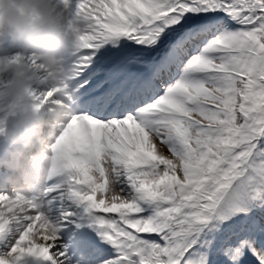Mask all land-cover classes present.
<instances>
[{
  "label": "snow or ice",
  "instance_id": "obj_1",
  "mask_svg": "<svg viewBox=\"0 0 264 264\" xmlns=\"http://www.w3.org/2000/svg\"><path fill=\"white\" fill-rule=\"evenodd\" d=\"M58 3L70 87L0 57L69 113L51 178L0 190V264H264V0Z\"/></svg>",
  "mask_w": 264,
  "mask_h": 264
},
{
  "label": "clouds",
  "instance_id": "obj_2",
  "mask_svg": "<svg viewBox=\"0 0 264 264\" xmlns=\"http://www.w3.org/2000/svg\"><path fill=\"white\" fill-rule=\"evenodd\" d=\"M0 38L40 61L54 85L71 86L79 33L67 27L58 0H0ZM0 105L8 109L0 116V187L30 195L53 175L52 143L69 113L37 106L22 68L0 84Z\"/></svg>",
  "mask_w": 264,
  "mask_h": 264
},
{
  "label": "rangeland",
  "instance_id": "obj_3",
  "mask_svg": "<svg viewBox=\"0 0 264 264\" xmlns=\"http://www.w3.org/2000/svg\"><path fill=\"white\" fill-rule=\"evenodd\" d=\"M4 39L0 38V48L2 47V42ZM11 50V51H10ZM6 54L0 52V57H5V56H12L14 54H17L19 52L18 46L14 45ZM5 54V55H4Z\"/></svg>",
  "mask_w": 264,
  "mask_h": 264
}]
</instances>
